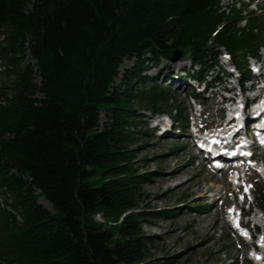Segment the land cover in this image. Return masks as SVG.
I'll return each mask as SVG.
<instances>
[{"label": "trees", "instance_id": "obj_1", "mask_svg": "<svg viewBox=\"0 0 264 264\" xmlns=\"http://www.w3.org/2000/svg\"><path fill=\"white\" fill-rule=\"evenodd\" d=\"M219 3L0 0V264H149L136 111L173 98L144 72L174 51L204 68L220 47L245 71L262 17L240 27Z\"/></svg>", "mask_w": 264, "mask_h": 264}, {"label": "rangeland", "instance_id": "obj_2", "mask_svg": "<svg viewBox=\"0 0 264 264\" xmlns=\"http://www.w3.org/2000/svg\"><path fill=\"white\" fill-rule=\"evenodd\" d=\"M246 1L222 0L221 6L229 8L234 4L237 8L244 10L243 14H245L254 9L252 3L244 7L243 4L247 3ZM257 4L258 8H262L264 12V0H257ZM261 22V42L264 43V17ZM240 25H243V22ZM259 54L262 58L264 50H260ZM24 61L32 62L30 58H25ZM134 62L133 59H125L122 62L117 82L120 81L126 70L134 66ZM182 65L187 66L189 63L187 60L172 61L164 58L155 64L157 70L144 72L146 76L155 77L156 72L162 66L172 68V71L165 72L167 73L166 77H163L165 73L155 77L156 82L169 86L173 98L171 102L162 105L164 111L170 110L171 107H178L192 113L191 100L187 97L188 89L185 83L182 84L176 79H171L170 82L169 79L170 71L175 74L177 68ZM218 66L212 68V74H216ZM216 76L220 77V74H216ZM212 101L213 99L205 100L207 110L205 120L208 122L211 117L209 113L213 116L215 114L216 105ZM136 113L138 123L136 130L140 132L136 134L137 142L132 146L137 149L134 167L138 169L139 173H149L147 182L141 185V193L144 198L142 209L151 213L150 216H146L144 221H149L151 225L149 222H144L142 229L146 234L155 236L148 245L150 254L148 263L240 264L242 249L247 244L242 239H237L231 229L225 225L223 210L220 206L224 198H231V194L227 193V190H231L233 187L227 186L225 180L221 179L222 173L210 169L209 163L202 162L200 158L195 160L193 156L196 149L188 142V129L181 134L178 132L179 130L175 129L176 126L165 118L172 131L169 130L161 135L159 129L161 127H153L158 120L151 110L142 109ZM157 117L161 118V116ZM151 127L154 132L153 136L141 133L149 132ZM180 168H185V172L180 174ZM255 174L257 172L253 170H248L246 174L254 183L253 206H263L264 178ZM173 175L176 176L173 177ZM182 179H184L182 183L175 185ZM206 189L221 195L220 199L212 200V196H209ZM2 199L0 198V200ZM42 199L45 201L44 198H41V203ZM212 203H215L214 207ZM207 210L208 212H206ZM155 212H158L156 217H151ZM94 218L97 221H102L100 214H96ZM202 218L207 219L205 226L210 224L207 230L210 238H207L205 231L201 230L203 227V224L200 223ZM214 222H216L215 225H213Z\"/></svg>", "mask_w": 264, "mask_h": 264}, {"label": "bare ground", "instance_id": "obj_3", "mask_svg": "<svg viewBox=\"0 0 264 264\" xmlns=\"http://www.w3.org/2000/svg\"><path fill=\"white\" fill-rule=\"evenodd\" d=\"M162 124V123H161ZM164 130H170V127H165L164 128ZM179 172H180V174H182V173H184L185 172V168H180V170H179ZM174 176H176V175H173V177ZM187 179V178H186ZM184 181V179H182V180H180L178 183H176L175 185H178L179 183H182ZM214 198H212V200H213ZM42 203H43V205L45 204L46 206L48 205L47 204V202L46 201H44L43 199H42ZM205 211V210H204ZM206 212H208V210L206 211ZM202 220V222H200L201 224H203V227H201L202 229L201 230H203V231H205L204 233H206V235H207V238H210V236H209V234H208V227H209V225L210 224H207L206 226L204 225L205 223H206V218H202L201 219ZM216 224V222H214L213 223V225H215ZM212 225V226H213Z\"/></svg>", "mask_w": 264, "mask_h": 264}, {"label": "water", "instance_id": "obj_4", "mask_svg": "<svg viewBox=\"0 0 264 264\" xmlns=\"http://www.w3.org/2000/svg\"><path fill=\"white\" fill-rule=\"evenodd\" d=\"M179 55H180V52H178V51H174L171 60H172V61H175V60L178 58Z\"/></svg>", "mask_w": 264, "mask_h": 264}, {"label": "snow or ice", "instance_id": "obj_5", "mask_svg": "<svg viewBox=\"0 0 264 264\" xmlns=\"http://www.w3.org/2000/svg\"><path fill=\"white\" fill-rule=\"evenodd\" d=\"M230 211H231V209H230Z\"/></svg>", "mask_w": 264, "mask_h": 264}]
</instances>
